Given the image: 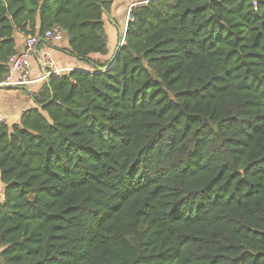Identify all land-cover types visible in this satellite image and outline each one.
I'll use <instances>...</instances> for the list:
<instances>
[{
	"label": "trees",
	"instance_id": "16d2710c",
	"mask_svg": "<svg viewBox=\"0 0 264 264\" xmlns=\"http://www.w3.org/2000/svg\"><path fill=\"white\" fill-rule=\"evenodd\" d=\"M112 2L0 0V83L17 32L94 66L0 123V264H264V0L134 7L103 71Z\"/></svg>",
	"mask_w": 264,
	"mask_h": 264
},
{
	"label": "crops",
	"instance_id": "0c3cea01",
	"mask_svg": "<svg viewBox=\"0 0 264 264\" xmlns=\"http://www.w3.org/2000/svg\"><path fill=\"white\" fill-rule=\"evenodd\" d=\"M131 2L132 0H113L110 10L104 13L103 21L108 40V54L94 53L90 56L92 59L108 61V64L111 62L126 33L131 15L129 11ZM15 36L17 52H20L24 49L27 35L17 32ZM68 48L69 39L67 36L61 42L40 40L37 52L32 58L29 73L31 82L23 85L0 83V114L5 118L6 124L12 126L19 123L24 111L37 106L34 94L42 88L44 83H47L46 79H40L45 74L42 59L46 53H50L54 57L57 66L66 69V73L73 69L94 70V66L91 63L71 55ZM14 78L18 79L19 75L15 74Z\"/></svg>",
	"mask_w": 264,
	"mask_h": 264
},
{
	"label": "built area",
	"instance_id": "2783aa9c",
	"mask_svg": "<svg viewBox=\"0 0 264 264\" xmlns=\"http://www.w3.org/2000/svg\"><path fill=\"white\" fill-rule=\"evenodd\" d=\"M151 0H132L129 11L134 7L144 6L150 3ZM126 34V33H125ZM66 32L60 26H54L44 32L42 37L39 35H28L26 37L24 49L20 52H16L8 59L9 73L4 82L1 84L8 85H23L30 83L29 73L32 65V58L37 52V47L40 40L45 39L51 42H61L65 39ZM125 35L122 39L120 46L124 43ZM42 64L45 68V74L40 78L46 79L51 74L62 75L66 73V69L59 68L55 62L54 57L50 53H46L42 59ZM69 71V70H67ZM18 74L19 78L15 79L14 75ZM0 123H6L5 118L0 114Z\"/></svg>",
	"mask_w": 264,
	"mask_h": 264
},
{
	"label": "water",
	"instance_id": "95a60500",
	"mask_svg": "<svg viewBox=\"0 0 264 264\" xmlns=\"http://www.w3.org/2000/svg\"><path fill=\"white\" fill-rule=\"evenodd\" d=\"M118 56H119V53L117 52V53L115 54V56L112 58L111 62L108 64V66L105 67V68H102V70L104 71V70H106V69H109L111 66H113V65L117 62V60H118ZM49 76H50V75H49ZM49 76L46 78V82H47L48 85H49ZM0 86H1V84H0ZM1 261H3L2 258H1Z\"/></svg>",
	"mask_w": 264,
	"mask_h": 264
},
{
	"label": "rangeland",
	"instance_id": "374dc122",
	"mask_svg": "<svg viewBox=\"0 0 264 264\" xmlns=\"http://www.w3.org/2000/svg\"><path fill=\"white\" fill-rule=\"evenodd\" d=\"M3 198V186L0 184V201ZM0 251H1V247H0Z\"/></svg>",
	"mask_w": 264,
	"mask_h": 264
}]
</instances>
